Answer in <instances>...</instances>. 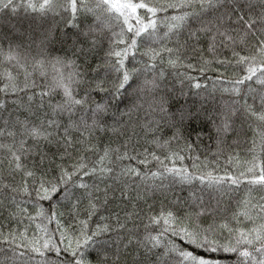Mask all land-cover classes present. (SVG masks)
I'll use <instances>...</instances> for the list:
<instances>
[{
  "label": "snow or ice",
  "instance_id": "6c2138e0",
  "mask_svg": "<svg viewBox=\"0 0 264 264\" xmlns=\"http://www.w3.org/2000/svg\"><path fill=\"white\" fill-rule=\"evenodd\" d=\"M20 9L60 20L43 32L36 55L11 41L6 53L0 50L24 75L21 84L6 68L0 88L17 97L12 110L0 101V164L6 163L0 215L17 224L7 232L0 227V264H264V0H0L6 17ZM53 43L71 55H53ZM213 64L232 68L231 77L220 74L219 88L232 99L208 116L213 155L232 147L233 134V144L250 142L246 168L222 175L205 171L208 162L199 155L190 157L192 170L175 166L185 159L181 152L193 151L186 127L200 120L203 105H189L181 89L185 103L172 111L173 89L164 83L172 69L200 96L201 84L179 70L204 73ZM125 101L130 105L122 110ZM142 110L152 119L139 126L166 153L163 159L155 150L130 154L131 136L116 146L101 143L104 136H125ZM174 142L183 147L174 150ZM42 144L56 149L51 157ZM233 160L238 154L228 152ZM152 161L155 171L148 168ZM176 185L187 187V197ZM157 194L158 211L152 204L138 210ZM113 200L128 201L131 211L111 210Z\"/></svg>",
  "mask_w": 264,
  "mask_h": 264
},
{
  "label": "trees",
  "instance_id": "16d2710c",
  "mask_svg": "<svg viewBox=\"0 0 264 264\" xmlns=\"http://www.w3.org/2000/svg\"><path fill=\"white\" fill-rule=\"evenodd\" d=\"M21 2L22 0H16L17 4H20ZM59 20V17L54 18L52 16H48L47 18L41 19L36 14H26L23 9H20L17 14L8 15L7 17L2 12H0V50L6 53L9 49V42L11 41L13 47H15V45H20L21 52H25L27 50L31 53V55H36V44H38L39 40L42 38L43 32H45L48 28L53 27V25ZM59 28H65L64 24L60 23ZM65 30L69 33H71L72 31V29L70 28H67ZM33 40H35V43H32ZM29 44L32 45L30 49L28 48ZM50 47L53 55H65L66 52L68 55H71V52L66 50L59 43H53ZM225 55L230 56L229 53H225ZM129 59L131 60V57ZM137 59L144 58L137 56ZM188 62L192 64L198 63L195 59H191ZM14 63L15 62L9 63L5 61L4 56L0 55V88H2L7 82L2 75L6 68L11 71L14 76L18 75V80L22 84L24 79L23 70L13 67ZM96 63H99L98 57L93 59L91 68L87 69L90 78L92 75H94V73L92 72V68L95 67ZM29 71H31V68H29ZM179 71L185 72L188 75L192 76L194 79L193 81H191V83L199 82L202 87L199 90L200 96L194 95L196 90L191 89L190 91V82L184 79L183 77H176L173 74V70L168 69L169 74L167 75V79L164 83L167 85V88L173 89V92L170 93V95L172 96L171 110L175 111L177 108H179L182 104L185 103L183 98H179V93L181 89H183L185 93H189L187 100V103L189 105L194 104L196 107H200L201 105H203V110L200 120L195 121L186 127L185 134L188 135L190 133L189 140L193 144V151L190 153L181 152V154L185 156V159L182 162L179 160L176 161L175 166H184L189 168V170H192L193 160L190 157L199 155L201 161L207 160L208 162L207 169L204 170L212 171L216 175H222L226 170L230 173H235L239 170H243L244 168H246L245 161L251 158L250 153L247 151L250 146V142H245V140L242 138L239 144H233V140L236 139L234 134L228 137V143L232 145V147L220 156L213 155V152L216 149V133L212 122L208 119V116L212 115L215 118V114H218L222 110L224 102L230 101L232 99L231 96L226 93H221V91L219 90V88L221 87L220 81L223 79L220 74L224 73V78L231 77L232 68H226V66L223 65L213 64L212 70H208L204 73H201L198 70L194 71L187 68H181ZM102 74L103 69H101V75ZM33 78L36 80L37 85H42L44 83L43 79L38 74H35ZM181 79H184L183 84L180 83ZM214 82H216L217 89L215 92L212 91ZM39 90V87H37L36 89H30L29 94H31L32 91L38 92ZM19 96L25 97L26 99L25 93L23 92L19 93ZM14 99H17V97L11 94L5 96L3 93H0V101L7 102V107L9 110H12L15 107V105L12 104V100ZM125 104L130 105V101H125L120 105L122 110L124 109ZM3 115L6 116L7 112L3 113ZM21 116H23V113H21ZM149 119H152V117L149 116L147 112L143 110L138 113H135L132 117L131 124L126 130L125 136H113L111 141L109 140L108 136H104L103 140L101 141L102 145L104 143L111 142L113 146H116L117 144L123 143L124 140L131 136L132 139L129 142L130 154L135 155L145 150H147L148 152H152L155 150L157 152V155H159L163 159L166 153L163 150L155 149V146L150 143L152 136L150 134L145 135L144 130L139 126L140 124L145 123ZM124 120L127 121L128 118L124 117ZM133 126H135V135H133ZM170 134V131H168L167 129L164 130L163 135L165 137L169 136ZM197 135H199V141H197ZM249 136H251V133H249ZM133 146L135 147V152L132 151ZM182 147L183 143H181L179 146H177L175 142L173 143V148L176 151H179ZM41 150L48 151L50 157L51 153L56 151L54 147H50L43 144L41 145ZM228 152H231L233 156H236L238 154L239 161L233 160L232 163H229ZM88 155L92 157L91 153H88ZM3 158L4 154L0 153V161H2ZM54 159L56 160V163L61 162L58 156ZM69 162L70 161L68 160L64 161L65 164H68ZM165 163H167L169 166H172L170 161H165ZM237 163L239 164V167H236ZM122 164L137 167L141 171H145L144 166L138 164L136 160H125L122 162ZM51 167L55 169V164L51 165ZM157 167L158 164L155 161H152L148 165V168L153 171H155ZM5 169L6 163L0 164V174H4ZM196 186L198 187V184ZM175 188L176 191L179 192L182 197H187L188 192L186 186L184 187V190H181V186L179 185H176ZM161 200L162 197H160L159 194H157L155 197H149L147 203H144L143 201L139 202L138 210L144 209L145 211H147L148 204H152L153 210L158 211L161 206ZM43 203L45 207L48 206V202ZM164 203L167 204L168 201H164ZM109 208L113 211H120L121 216H123L125 211H131V204L128 201L121 202L119 200H113L110 202ZM141 215H143V212L141 213ZM25 223H27V221H25ZM9 226H11L12 228H16L17 224L15 221H9L7 219V213L4 212L3 215H0V227H2L5 232H7ZM50 227L54 229L55 225H51ZM129 227H132V225L129 224ZM140 231H143L142 225L140 226ZM29 234L31 235V230ZM176 242L178 244L186 246L184 245L183 241H180L179 239H177ZM4 247H6V245Z\"/></svg>",
  "mask_w": 264,
  "mask_h": 264
}]
</instances>
